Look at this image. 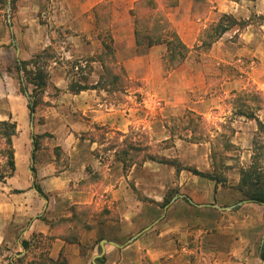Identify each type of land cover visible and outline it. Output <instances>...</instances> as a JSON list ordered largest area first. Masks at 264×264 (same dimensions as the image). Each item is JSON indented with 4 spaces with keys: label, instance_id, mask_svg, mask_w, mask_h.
I'll return each instance as SVG.
<instances>
[{
    "label": "crops",
    "instance_id": "obj_1",
    "mask_svg": "<svg viewBox=\"0 0 264 264\" xmlns=\"http://www.w3.org/2000/svg\"><path fill=\"white\" fill-rule=\"evenodd\" d=\"M90 30L88 26L81 31L87 32V40L91 42L88 44L76 35L70 46L72 53L82 57L94 54L96 44ZM69 52H64L67 60L75 56ZM136 60L145 63L146 58L140 56ZM125 67L136 71L128 64ZM98 73L99 70L87 80L89 85L98 82ZM172 80V76L167 78L169 84ZM49 81L51 86L43 98L46 105L42 111H36L41 121L35 125L37 135L49 137L38 140L36 152L31 137L32 147L24 144L22 154L17 152L18 136L15 137L16 171L0 182V248H8L9 253L14 250L16 258L11 264H19L17 258L27 259L32 249L35 255L44 253L55 260L62 254L68 264H92L93 257L101 251L102 240L108 242L103 264H145V259L160 264L175 257H184L188 264L193 255L210 259L213 264H263L260 252L264 205L245 200L237 189L239 169L251 161L252 138L259 128L257 120L232 114L234 134L230 142L235 150L225 154L227 183L217 185L190 170L213 171L212 142L195 143L190 140V132L184 139L170 131L172 120L180 122L178 115L188 106L184 103L188 102L191 89L174 90L175 96L183 98V106L171 101L162 106L160 102L173 91L168 89V93L167 88L159 87L152 94L149 110H145L106 105L97 90L71 93L66 68L61 65L51 69ZM51 87L59 93L51 95ZM189 109L206 119L211 114L207 99ZM230 115L215 119L224 121ZM255 116L264 125V107ZM10 118L17 123L20 135H25L27 129L31 132L34 118L30 116L27 97L15 94L8 102L0 121ZM96 126L123 134L131 129H144L153 145L173 140L174 145L164 150L161 157L175 164L152 160L131 167L122 161L112 164L114 154L109 151L104 157L96 155L97 143L81 137ZM217 129L212 139L222 134L221 128ZM244 148L249 162L242 157L248 163L241 162L239 168L232 163V153ZM32 165L35 174L30 170ZM35 183L46 198L37 192ZM168 196H173L170 202L178 198L165 210L170 203H165ZM131 233L135 235L128 238ZM24 240L30 242L28 251L22 247ZM193 243H197L194 248Z\"/></svg>",
    "mask_w": 264,
    "mask_h": 264
},
{
    "label": "rangeland",
    "instance_id": "obj_2",
    "mask_svg": "<svg viewBox=\"0 0 264 264\" xmlns=\"http://www.w3.org/2000/svg\"><path fill=\"white\" fill-rule=\"evenodd\" d=\"M97 1L12 0L10 15L7 13V4L5 8L0 5V119L4 117L8 102L15 94L26 97L20 92L13 79L14 75L7 72V68L13 67L17 59L30 60L42 53L43 46H47V54L44 57L52 56L43 59V63L48 65V72L50 73L57 65L64 66L68 81L87 82L98 70L100 79L101 62H107L112 74L118 77V82L113 84L111 79L106 80L104 81L106 89H97L106 105H126L129 108L139 107L149 110L147 106L152 104V94L159 87L167 88L165 90L168 93V89L173 91L160 102L162 106L170 101L171 104L181 105L183 98L175 96L174 90L191 89L187 94L188 102L184 103L188 106L181 109V113L179 112L180 122L172 120L170 126L173 136L184 139L188 138V131L185 128L189 112L194 113L189 107L196 105L200 100L207 99L211 113L209 119L194 114L203 121V132L209 134L211 138L215 135L214 132L218 131V127L224 135H230L229 130L233 128L234 119L232 114H235L237 107L245 110L250 106H264V21L259 19L260 16H264V0H178L175 7L168 9V17L183 42L192 51L181 66L170 70L165 69L163 63L167 52L165 45H158L153 51L148 50L145 54L137 53L134 46L133 18L130 14L133 3L130 0ZM94 3L96 5L90 9ZM87 9L90 11L87 12ZM223 15L235 18L236 25L211 47L197 49L202 45L201 41L211 35V26L217 24ZM9 16L13 31L10 30ZM88 26L96 50L94 54L82 57L81 54L72 53L73 49L70 46L76 35H80L88 44L91 42L87 40V32L81 31ZM103 42L112 48L111 52L104 48ZM12 43L15 46H12ZM65 51L74 54V58L65 59ZM140 56L146 58L145 63L136 60ZM126 64L136 71L127 70ZM139 67L141 69H138ZM169 76L173 78L171 84L167 81ZM51 89V95L59 93V90L53 87ZM45 105L43 99V104L38 107L37 112L42 111ZM37 112L33 121V131L27 129L25 135H20L18 130L16 144L19 154H22L24 144L32 147L31 137L37 135L36 122L41 121L40 117H36ZM225 114L231 115L225 117L224 121L215 119L216 116L221 118ZM39 136L40 142L49 137L48 134ZM81 137L97 143L94 153L98 156L104 157L109 153L108 148H112L110 152L114 155L126 152L129 158L124 165L128 167L135 164L131 163L130 158L135 156L139 158L147 154L162 156L164 150L174 145L173 140L153 145L148 131L144 129H131L123 134L106 128L91 127ZM228 138L231 139L230 136ZM255 139L264 142V125L259 126L254 132L252 141ZM246 148L232 153L234 166L240 168L241 162L246 164L247 161L241 160L242 157L244 160L248 159ZM114 162L115 157H112L110 163L114 164ZM2 164L3 159L0 154V172ZM32 167L34 165L30 168ZM133 235L135 233L129 234L128 238ZM196 244L193 243V248ZM30 253L29 257L19 264L26 262L28 264L35 256L33 249ZM14 258H16L14 250L9 253L8 248H0V264L14 263ZM146 261L149 260L145 259V264ZM160 264H186V262L184 257H175L163 260ZM188 264H213V262L193 255Z\"/></svg>",
    "mask_w": 264,
    "mask_h": 264
},
{
    "label": "trees",
    "instance_id": "obj_3",
    "mask_svg": "<svg viewBox=\"0 0 264 264\" xmlns=\"http://www.w3.org/2000/svg\"><path fill=\"white\" fill-rule=\"evenodd\" d=\"M178 0H135L130 10V14L133 18L134 24V37L135 46L138 54H145L154 46L165 45L166 55L163 58L165 69H176L181 66L191 53V49L183 42L180 35L173 27L168 17V9L177 5ZM7 4V0H0V5L4 8ZM264 21V16L259 17ZM236 25V20L230 15H223L221 20L211 26V35L208 39L202 40V45L197 49L211 47L213 43L217 42L228 30ZM12 46H15L12 43ZM104 48L111 52L112 48L103 42ZM47 50L35 55L30 60L15 61L13 67L7 68V72L14 75L13 79L16 81L20 92L24 95L28 94V109L30 116L36 113L38 107L43 104V98L46 89L50 86L49 72L47 70L48 65L43 63L44 58H52V56H46ZM31 67V68H29ZM102 74L99 81L94 85H89L86 81H70L69 91L73 94H78L85 90H97L106 89L104 81L112 80L113 84L118 82V77L112 74V69L107 62H101ZM31 87V89H30ZM125 89V88H122ZM30 90V91H29ZM264 106L258 105L256 107L250 106L245 110L242 107H237L235 112L238 116H244L250 119L258 121L259 126L262 123L259 122L255 116V112L263 109ZM189 118L186 125V131L191 133L190 140L195 143H200L203 140L212 142L211 160L213 162L212 172H200L195 168L190 170L199 176L214 180L217 185L227 183V178L224 175V170L227 169L226 160L228 157L225 155L226 151L235 150L230 142L229 136L232 137L234 130L231 129L230 135L226 136L223 133L219 134L217 138L212 139L209 134L203 132L202 120L198 119L194 113L189 112ZM97 127V126H96ZM100 128V127H99ZM18 135V126L11 118L8 120L0 121V154L3 159L2 171L0 172V182H5L6 179L12 177L16 171L15 164V147L14 139ZM39 135L33 137L35 145L34 152L38 150ZM94 141V140H91ZM222 147L224 151H221L219 147ZM107 150H112L108 148ZM252 157L249 165L241 167L239 169L240 181L237 189L242 194L243 198L252 203L264 205V142L258 139L253 141ZM97 155V154H96ZM115 161L127 162L129 156L126 152L115 154ZM131 163L134 162L138 165L143 164L148 160L160 161L162 163L175 164L173 160L161 157L157 154H147L137 158H130ZM126 164V163H124ZM32 173L35 174V168L32 167ZM37 192L44 198L46 195L43 193L39 185L35 183ZM173 196H168L165 203H169ZM22 247L25 250H30V242L22 241ZM261 260H264V244L261 247L260 252ZM24 258H17L20 263ZM105 257L97 259L98 264H103ZM28 264H68L67 259L61 254L58 259H53L47 254L35 255ZM146 264H150L146 261Z\"/></svg>",
    "mask_w": 264,
    "mask_h": 264
},
{
    "label": "water",
    "instance_id": "obj_4",
    "mask_svg": "<svg viewBox=\"0 0 264 264\" xmlns=\"http://www.w3.org/2000/svg\"><path fill=\"white\" fill-rule=\"evenodd\" d=\"M11 1L12 0H8L7 2V13L8 15H10V11H11ZM8 22H9V26H10V30L13 31V26L11 25V18L10 16L8 17ZM17 56H19V50H17ZM26 97L28 98V94H26ZM34 118V114L32 115V119ZM31 131L34 130V126H33V122L31 123ZM178 197H175L166 207H165V210H167V208L170 206L171 203H173ZM234 207H231L229 209H233ZM149 228H151V226H149L148 228L144 229L143 231H141L140 233H138L136 236H134L130 242H132L133 240H135L138 236H140L141 234H143L146 230H148ZM263 244H264V235H263ZM108 242L106 240H102L100 242V247H101V251L99 254H97L96 256L93 257L92 259V264H98L97 263V259H100L102 258L104 255H105V245L107 244ZM113 245H116L119 247L118 244L114 243V242H111ZM263 264H264V260H263Z\"/></svg>",
    "mask_w": 264,
    "mask_h": 264
}]
</instances>
